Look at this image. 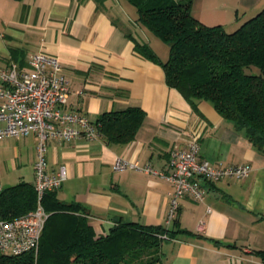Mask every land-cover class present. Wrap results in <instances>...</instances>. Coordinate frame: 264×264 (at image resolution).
<instances>
[{
	"label": "crops",
	"instance_id": "0c3cea01",
	"mask_svg": "<svg viewBox=\"0 0 264 264\" xmlns=\"http://www.w3.org/2000/svg\"><path fill=\"white\" fill-rule=\"evenodd\" d=\"M126 1L0 0V66L14 61L28 68L31 54L41 50L59 58L69 79L66 110L93 122L102 112L128 107L145 113L124 143L101 135L49 139L47 171L63 166L67 173L55 196L78 204L96 235L108 233L118 220L170 230L154 264H259L254 251L264 252V145L253 143L208 101H197L194 109L168 86L162 66L137 53L127 36L152 47V36ZM262 8L264 0H193L191 13L229 30ZM194 138L199 158L216 166L248 165L251 171L246 178L214 182L195 176L203 200L183 196L167 222L172 184L134 169L114 171L112 162L121 155L168 170L171 149L186 150ZM36 145L34 133L0 138V190L34 182Z\"/></svg>",
	"mask_w": 264,
	"mask_h": 264
},
{
	"label": "trees",
	"instance_id": "16d2710c",
	"mask_svg": "<svg viewBox=\"0 0 264 264\" xmlns=\"http://www.w3.org/2000/svg\"><path fill=\"white\" fill-rule=\"evenodd\" d=\"M127 1L136 23L168 46L162 60L147 40L127 33L137 53L162 66L168 86L194 109L197 101H208L253 143L264 145V8L229 31L194 17L193 0ZM144 115L141 108L128 107L102 112L94 123L106 142L124 143L134 137ZM41 202L48 216L37 252H0V264H154L160 260L161 235L171 233L162 226L118 220L108 233L96 235L78 204L60 201L55 190L45 192ZM36 203L33 183L6 187L0 190V219L21 215ZM254 253L264 264V252Z\"/></svg>",
	"mask_w": 264,
	"mask_h": 264
},
{
	"label": "built area",
	"instance_id": "2783aa9c",
	"mask_svg": "<svg viewBox=\"0 0 264 264\" xmlns=\"http://www.w3.org/2000/svg\"><path fill=\"white\" fill-rule=\"evenodd\" d=\"M70 95L69 79L63 72L59 58L44 51L31 54L28 68L11 61L0 66V138L37 136L35 152L34 189L37 194L35 208L13 218L0 219V252L18 255L37 252L48 212L42 195L61 186L67 178L62 166L56 172L47 171L45 152L49 139L92 140L100 136L98 126L85 115L68 111L64 107ZM200 147L192 139L186 150L172 148L168 157V170L155 168L150 162L140 163L118 155L112 162L114 171L134 169L157 175L172 184L167 222L175 217L179 199L190 195L203 200L204 188L195 179L199 175L208 181L223 178H246L248 165L216 166L199 158ZM166 237L165 234L161 235Z\"/></svg>",
	"mask_w": 264,
	"mask_h": 264
},
{
	"label": "rangeland",
	"instance_id": "374dc122",
	"mask_svg": "<svg viewBox=\"0 0 264 264\" xmlns=\"http://www.w3.org/2000/svg\"><path fill=\"white\" fill-rule=\"evenodd\" d=\"M126 4H127V6H129V2L128 1H126ZM134 12H135V10H134ZM227 29H228V27H227ZM231 29H233V28H231ZM231 29L229 28V31ZM150 39H151V45L155 49L156 54L160 58L165 59L168 56V46H167V44L164 43L162 40H160L159 38H157L155 36L150 37Z\"/></svg>",
	"mask_w": 264,
	"mask_h": 264
}]
</instances>
